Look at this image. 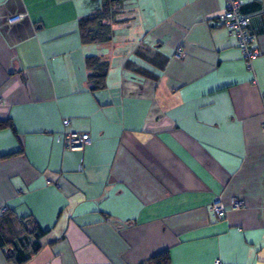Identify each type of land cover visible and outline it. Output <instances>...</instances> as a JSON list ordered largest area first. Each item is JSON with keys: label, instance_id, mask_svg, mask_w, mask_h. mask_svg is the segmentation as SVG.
Listing matches in <instances>:
<instances>
[{"label": "crops", "instance_id": "obj_1", "mask_svg": "<svg viewBox=\"0 0 264 264\" xmlns=\"http://www.w3.org/2000/svg\"><path fill=\"white\" fill-rule=\"evenodd\" d=\"M101 2L0 0V214L47 231L25 264H264V0L242 6L251 69L225 0H122L111 40L83 43ZM65 130L91 143L68 150ZM216 196L245 206L217 220Z\"/></svg>", "mask_w": 264, "mask_h": 264}, {"label": "trees", "instance_id": "obj_2", "mask_svg": "<svg viewBox=\"0 0 264 264\" xmlns=\"http://www.w3.org/2000/svg\"><path fill=\"white\" fill-rule=\"evenodd\" d=\"M122 8V0H102L96 11L78 21V31L82 42L104 43L111 40L112 24ZM86 66L90 71L88 79L91 88H102L108 70L107 61L97 56H88ZM7 127L13 128L8 120L0 121V130ZM46 232L30 215L18 216L14 211L8 209L1 213L0 250L4 254L6 263H27L41 249L39 240ZM150 263L170 264L168 252L164 251L154 255L151 257Z\"/></svg>", "mask_w": 264, "mask_h": 264}, {"label": "built area", "instance_id": "obj_3", "mask_svg": "<svg viewBox=\"0 0 264 264\" xmlns=\"http://www.w3.org/2000/svg\"><path fill=\"white\" fill-rule=\"evenodd\" d=\"M225 8L219 13L217 19L226 28L229 36L236 39L237 45L241 51L246 65L251 69L252 61L259 55L255 48V35L249 26V17L240 10L245 0H225ZM22 18V14L10 16L7 18L8 23H13ZM185 56L181 47H177L174 53L176 59ZM64 125L69 124L68 119L63 120ZM264 130V123L261 125ZM63 139L64 147L68 150H83L91 143V137L87 132H77L65 130L60 136ZM245 206V202L240 197H233L228 204H225L219 196H216L211 204L213 216L220 220L228 210H239Z\"/></svg>", "mask_w": 264, "mask_h": 264}]
</instances>
